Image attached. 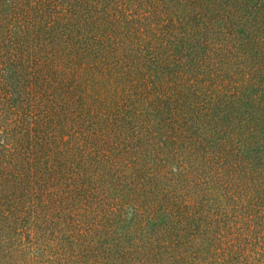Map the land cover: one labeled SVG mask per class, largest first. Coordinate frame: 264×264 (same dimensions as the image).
<instances>
[{
    "label": "trees",
    "instance_id": "1",
    "mask_svg": "<svg viewBox=\"0 0 264 264\" xmlns=\"http://www.w3.org/2000/svg\"><path fill=\"white\" fill-rule=\"evenodd\" d=\"M0 264H264V0H0Z\"/></svg>",
    "mask_w": 264,
    "mask_h": 264
}]
</instances>
